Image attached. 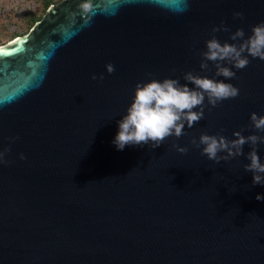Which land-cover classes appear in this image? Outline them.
<instances>
[{
    "label": "water",
    "instance_id": "obj_1",
    "mask_svg": "<svg viewBox=\"0 0 264 264\" xmlns=\"http://www.w3.org/2000/svg\"><path fill=\"white\" fill-rule=\"evenodd\" d=\"M78 3L49 4L0 45V150L10 149L0 164V264H264V185L244 170L251 147L216 163L190 143L242 129L264 136L250 122L264 115V61L249 56L231 80L212 62L199 66L207 40L239 43L232 33L247 38L264 22V0H93L90 17ZM221 22L229 31L213 33ZM189 71L240 94L211 111L205 100L204 117L178 139L117 150L135 85L184 84Z\"/></svg>",
    "mask_w": 264,
    "mask_h": 264
},
{
    "label": "clouds",
    "instance_id": "obj_2",
    "mask_svg": "<svg viewBox=\"0 0 264 264\" xmlns=\"http://www.w3.org/2000/svg\"><path fill=\"white\" fill-rule=\"evenodd\" d=\"M77 9L81 16L90 17L94 9L93 0H79ZM233 17L243 19L244 14L234 12ZM218 31L227 32L229 29L221 22L220 26L212 29L213 33ZM230 39L240 42L221 43L215 36L205 42L206 51L199 53L201 57L199 66L202 70L211 71L209 62H212L216 77L231 80L236 78V72L232 68L242 70L247 67L250 63L249 56L264 61V22L253 26L251 35L247 38L244 30L238 28L231 34ZM105 67L109 74L115 71L111 63ZM92 79L96 80L97 76L93 74ZM99 79H103L102 74ZM183 80L186 83L181 84L179 79L165 78L162 81L152 79L135 85L132 101L126 110V115L118 121V132L112 141L117 150H123L126 146L144 145L154 149L161 146L169 137L174 136L178 139L186 134L185 124L188 128H192L204 117L205 100L211 111V108L240 94V90L231 83L194 74L191 71L183 74ZM189 84L194 87L190 88ZM250 122L251 127L257 132H264V115L251 113ZM242 131L244 129L233 132L236 138L231 140L220 133L216 135L201 133L198 140L192 138L190 143L196 148L203 146L201 155L216 163L243 155V147L248 144L251 151L247 153L246 158L250 163L244 165V170L253 174V185H264V163L260 161L256 147L258 144H264V136L256 134L244 136ZM14 139L10 138V140ZM173 147L181 154L188 152L187 147L176 144H173ZM9 151V148L0 150V164L8 163L5 156ZM220 153L226 154L220 155ZM20 158L25 157L21 154ZM256 199L262 200L264 196L258 194Z\"/></svg>",
    "mask_w": 264,
    "mask_h": 264
},
{
    "label": "rangeland",
    "instance_id": "obj_3",
    "mask_svg": "<svg viewBox=\"0 0 264 264\" xmlns=\"http://www.w3.org/2000/svg\"><path fill=\"white\" fill-rule=\"evenodd\" d=\"M46 0H0V45L25 33L44 12ZM60 0H48L56 3ZM48 4V5H49Z\"/></svg>",
    "mask_w": 264,
    "mask_h": 264
},
{
    "label": "trees",
    "instance_id": "obj_4",
    "mask_svg": "<svg viewBox=\"0 0 264 264\" xmlns=\"http://www.w3.org/2000/svg\"><path fill=\"white\" fill-rule=\"evenodd\" d=\"M50 2H48V0H46V1H44V9L48 6V4H49ZM38 19V18H37ZM37 19H34L32 22H31V24L35 21V20H37Z\"/></svg>",
    "mask_w": 264,
    "mask_h": 264
},
{
    "label": "snow or ice",
    "instance_id": "obj_5",
    "mask_svg": "<svg viewBox=\"0 0 264 264\" xmlns=\"http://www.w3.org/2000/svg\"><path fill=\"white\" fill-rule=\"evenodd\" d=\"M4 52V49L3 48H0V53Z\"/></svg>",
    "mask_w": 264,
    "mask_h": 264
}]
</instances>
